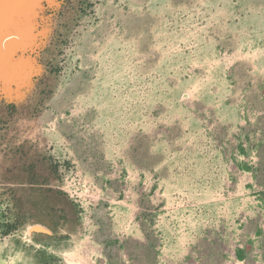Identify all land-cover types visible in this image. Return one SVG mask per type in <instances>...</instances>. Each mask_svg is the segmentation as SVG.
Instances as JSON below:
<instances>
[{
	"label": "rangeland",
	"instance_id": "obj_1",
	"mask_svg": "<svg viewBox=\"0 0 264 264\" xmlns=\"http://www.w3.org/2000/svg\"><path fill=\"white\" fill-rule=\"evenodd\" d=\"M263 217L264 0H0V264H238Z\"/></svg>",
	"mask_w": 264,
	"mask_h": 264
},
{
	"label": "crops",
	"instance_id": "obj_2",
	"mask_svg": "<svg viewBox=\"0 0 264 264\" xmlns=\"http://www.w3.org/2000/svg\"><path fill=\"white\" fill-rule=\"evenodd\" d=\"M246 246H250V249L243 251L238 256V251H235V261L238 264H264V217L257 222L255 232L252 233L248 241H245ZM227 258L224 260V264H227ZM232 262V261H228Z\"/></svg>",
	"mask_w": 264,
	"mask_h": 264
},
{
	"label": "bare ground",
	"instance_id": "obj_3",
	"mask_svg": "<svg viewBox=\"0 0 264 264\" xmlns=\"http://www.w3.org/2000/svg\"><path fill=\"white\" fill-rule=\"evenodd\" d=\"M4 15V14H3Z\"/></svg>",
	"mask_w": 264,
	"mask_h": 264
}]
</instances>
